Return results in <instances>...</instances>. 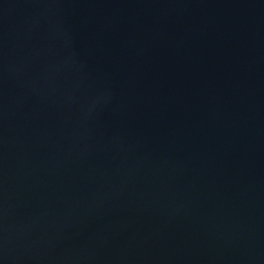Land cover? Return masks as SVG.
Returning <instances> with one entry per match:
<instances>
[{"label": "water", "instance_id": "95a60500", "mask_svg": "<svg viewBox=\"0 0 264 264\" xmlns=\"http://www.w3.org/2000/svg\"><path fill=\"white\" fill-rule=\"evenodd\" d=\"M0 264H264V0H0Z\"/></svg>", "mask_w": 264, "mask_h": 264}]
</instances>
